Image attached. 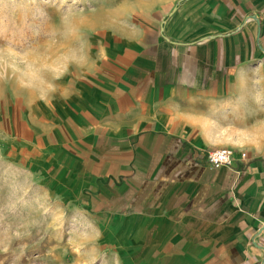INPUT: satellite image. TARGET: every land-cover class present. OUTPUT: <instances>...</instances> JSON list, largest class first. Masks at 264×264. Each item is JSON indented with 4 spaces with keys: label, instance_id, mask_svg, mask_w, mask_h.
Listing matches in <instances>:
<instances>
[{
    "label": "crops",
    "instance_id": "0c3cea01",
    "mask_svg": "<svg viewBox=\"0 0 264 264\" xmlns=\"http://www.w3.org/2000/svg\"><path fill=\"white\" fill-rule=\"evenodd\" d=\"M98 3L80 70L26 120L33 166L114 264H264V0Z\"/></svg>",
    "mask_w": 264,
    "mask_h": 264
},
{
    "label": "rangeland",
    "instance_id": "374dc122",
    "mask_svg": "<svg viewBox=\"0 0 264 264\" xmlns=\"http://www.w3.org/2000/svg\"><path fill=\"white\" fill-rule=\"evenodd\" d=\"M98 2L0 0V264H114L65 200L69 185L51 179L50 163L33 166L48 151L26 122L80 70L75 60L97 39L87 28L97 27Z\"/></svg>",
    "mask_w": 264,
    "mask_h": 264
},
{
    "label": "built area",
    "instance_id": "2783aa9c",
    "mask_svg": "<svg viewBox=\"0 0 264 264\" xmlns=\"http://www.w3.org/2000/svg\"><path fill=\"white\" fill-rule=\"evenodd\" d=\"M245 156L244 154H242ZM233 159L232 150L227 147H218L206 152V160L208 164L214 168L221 166H228ZM261 247L264 251V239L261 243Z\"/></svg>",
    "mask_w": 264,
    "mask_h": 264
}]
</instances>
